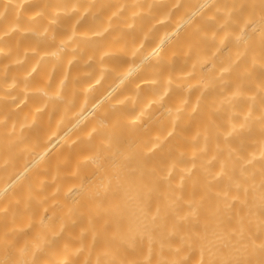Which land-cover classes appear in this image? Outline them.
Here are the masks:
<instances>
[{
    "label": "bare ground",
    "instance_id": "obj_1",
    "mask_svg": "<svg viewBox=\"0 0 264 264\" xmlns=\"http://www.w3.org/2000/svg\"><path fill=\"white\" fill-rule=\"evenodd\" d=\"M21 3L0 84L37 70L0 88V264H264V0Z\"/></svg>",
    "mask_w": 264,
    "mask_h": 264
},
{
    "label": "clouds",
    "instance_id": "obj_2",
    "mask_svg": "<svg viewBox=\"0 0 264 264\" xmlns=\"http://www.w3.org/2000/svg\"><path fill=\"white\" fill-rule=\"evenodd\" d=\"M27 3H29V0H22V3L20 5H18V7H23ZM122 8H123V6H121V9ZM74 10H75V6H73L72 8L65 9V12L66 13H70V12H72ZM2 15L3 14L0 13V17H2ZM36 15H40V13H36ZM118 15H119V12L113 13V16H118ZM78 22L79 21H77V23ZM51 23L56 24L57 23V19H53ZM131 26L132 25H128V27H131ZM16 27H18V26H14V27L10 28L7 32H5L2 35H0V39H3L4 36H7L12 31H15ZM45 31H47V29H45ZM105 31H107V29H105ZM35 34L36 35H43L44 33L41 32V33H35ZM63 50H64V45L62 44L61 48L59 49V51H63ZM5 55H7V52L3 48H0V56H5ZM52 55L55 56V55H58V53L54 52V53H52ZM22 62H23V58L16 59V60L12 61V63H14V64H20ZM4 68H5V72L4 73H0V75L6 74L7 65H5ZM36 70L37 69L34 66L22 78H13L11 80V82H9L7 84H0V88H2L4 92H8V93H11L14 89H17V88L21 89L22 91L27 90L28 86H29V84H28L29 78L33 75V73L36 72ZM123 82L124 81L121 80V83H123ZM61 83L63 84L64 82L62 81ZM96 83L98 84V83H100V81L97 80ZM39 91H40V93L42 95L48 96V93L46 91H44V89H40ZM164 95H167V92H165ZM164 95H161L158 100L149 101L145 105L144 109L140 111L139 115L136 117V120H139L142 117H144L147 114L148 109H150L153 104H157L158 105L161 101H163ZM49 98H51V97H49ZM57 98H61V97H59L58 93H57ZM0 99H8V100H11V101H15V100H17V96L16 95H11V96L0 95ZM25 100H26V97H25V99H21L20 100V104H24ZM128 100H129L130 103L135 104V97H129ZM118 103L123 104V103H125V101L121 100V101H118ZM17 106H19V105H17ZM6 119H7V117H4L3 119H0V123H4ZM76 251L79 252V251H81V249L78 248Z\"/></svg>",
    "mask_w": 264,
    "mask_h": 264
}]
</instances>
